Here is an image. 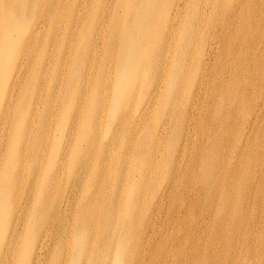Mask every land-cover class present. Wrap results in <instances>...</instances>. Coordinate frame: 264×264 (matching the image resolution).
Instances as JSON below:
<instances>
[{
  "label": "bare ground",
  "instance_id": "obj_1",
  "mask_svg": "<svg viewBox=\"0 0 264 264\" xmlns=\"http://www.w3.org/2000/svg\"><path fill=\"white\" fill-rule=\"evenodd\" d=\"M0 145V264H264V0H0Z\"/></svg>",
  "mask_w": 264,
  "mask_h": 264
},
{
  "label": "rangeland",
  "instance_id": "obj_2",
  "mask_svg": "<svg viewBox=\"0 0 264 264\" xmlns=\"http://www.w3.org/2000/svg\"><path fill=\"white\" fill-rule=\"evenodd\" d=\"M103 19H104V17H103ZM58 31H59V32L57 33V36H58V37H60V35H61V37H62V38H65L67 41L70 40V39H67V36H66V35H64V33L67 31V27H66V25H65V23H64L63 21L59 24V29H58ZM94 36H100V37H102V36H103V30H102L101 32H98V31L96 30V28H95L92 38H93ZM91 40H92V39H91ZM41 46H42V45L38 44V45L35 47V50H36V51H39L40 49H36V48H39V47H41ZM42 47H44V45H43ZM98 47L100 48L99 50L101 51V50H102V47H104V45L102 46L100 43H98ZM46 48H47V50H48L49 52H51V50L53 49V46H52V45H48V46H46ZM65 49H66V48H65ZM68 55H69V53H68ZM68 55H67V56H68ZM41 61H42L44 64H48V63H49V61L46 60V59H42V58H41ZM106 66H108V64H107ZM110 68H111V67H110ZM91 71H92V69H91ZM60 72H61V74H65V73H66V70H60ZM112 75H113V73H109V77H112ZM83 79H85L84 75L81 77V83H82ZM109 89H110V86L107 85L106 88H105V90L108 91ZM85 90H88V88H86ZM48 91H49V90H48ZM139 96H140V92H139V91L134 92V96H133L134 101H135L136 99H138ZM106 98H107V95H106V97H105V100H106ZM105 100H104V101H105ZM103 104H104V103H103ZM77 105H78V106H77ZM82 105H83V99H78V97H76V98H75V101H74L75 111H73L71 114H73V115H77L78 112L80 111V108L82 107ZM152 111H153V110H151V111L149 112V114H147V115L145 116L146 121L149 119L150 124L155 123L156 121L159 120V119H158V111H157V110H154L153 112H152ZM146 121H145V122H146ZM113 123H115L114 120H113ZM109 124L112 125V123H109ZM156 124H157V122L154 124L153 127H156ZM108 128H109V127H107V124H106V123H105V126H101V131H100V133L98 134V138L101 137L103 133H104V135H105V132H106V130H107ZM113 128H114V127H113ZM34 132H35V131H34ZM55 136L57 137V134H55ZM104 138L106 139L107 137L105 136ZM5 149H6V147L3 149V146L0 145V162H3V159L6 160V161L9 159V158H5V151H4ZM28 165H29V164H25V163H21V164L16 165V164L14 163V164H13V168H14V167H21V168H23V169H27V168H28ZM79 174H80V173H79ZM58 175H59L60 184H61L62 181H63V183L66 185V183H67L69 180H71V179L73 178L74 173H68V172H67V168H65V169H64V178L61 179V173H60V171H58ZM162 176H163V174L160 173V175H159V177H158V179H157V182H158L159 180H161ZM179 179H181V177H180ZM159 182H160V181H159ZM132 188H133V190L131 191V193H133V191L136 190V188H134V187H132ZM124 189H125V194H126V192H127V190H128V186L126 185V186L124 187ZM155 189H156V186H155ZM178 189H179V191L177 192V197H176L175 202L173 203V207H174V208H178V210H180L179 217H180L181 220L191 221V220H192V217H191L189 214L185 213V212H186V209H185V208H187V207L190 205V204L187 202V198H188L187 195H190V194H189V190H188L187 186L185 185V180H180V181H178ZM19 192H20V198L24 199V197L26 196V194H27V192H28V185H23V186L21 187V190H20ZM50 194H53V195H56V194H57V195H61V194H62V197H63L64 200H65V199L67 198V196H68V194H67L66 191H65L64 193H62L61 190H60L59 188L52 190V191L50 192ZM80 195H81V194H78V193H77L76 195H73V197L75 196V197H74V201H73L75 205H76V204H80V203L83 201L84 196L82 195V197H80ZM144 201H145V203H146L147 205L150 204V203H153V202H154V192H152V190L149 189V188L147 189V192H146V196H145V200H144ZM51 202H52V204L55 203V197H53V199H51ZM193 205H194V204H193ZM65 206H66V204L62 205V208H64ZM198 208H200L201 210H203V206H202L201 204L198 206ZM209 208H210V207H206V208H204V211H203V212H205V211L208 210ZM48 214L51 215V212L49 211ZM202 217H203V215L201 214V215L199 216V218H202ZM206 220L208 221V223H211V222H212V228L209 229V233H211V232L213 231V223H214L215 220L211 221L210 218H207ZM65 226H67V225H65ZM41 227H46V224L41 225L39 228H41ZM227 234H228V233H227ZM228 235H230V234H228ZM2 240H3V239H2ZM59 240H60V239H57V237L55 236V237H54V243H53V246H54L55 243L58 242ZM0 241H1V236H0ZM239 248H240V246H239Z\"/></svg>",
  "mask_w": 264,
  "mask_h": 264
}]
</instances>
